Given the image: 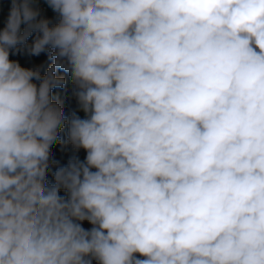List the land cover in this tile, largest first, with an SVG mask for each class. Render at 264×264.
Wrapping results in <instances>:
<instances>
[{"label":"clouds","instance_id":"9594fccd","mask_svg":"<svg viewBox=\"0 0 264 264\" xmlns=\"http://www.w3.org/2000/svg\"><path fill=\"white\" fill-rule=\"evenodd\" d=\"M33 3L0 30V264H264V0ZM66 123L86 157L50 184Z\"/></svg>","mask_w":264,"mask_h":264},{"label":"trees","instance_id":"16d2710c","mask_svg":"<svg viewBox=\"0 0 264 264\" xmlns=\"http://www.w3.org/2000/svg\"><path fill=\"white\" fill-rule=\"evenodd\" d=\"M10 8L11 0H0V30H2L6 24ZM47 10H49L53 13L54 16H56L54 23H52V25L50 24V26H54L59 22L58 14L53 12L52 9L47 8ZM24 27L25 25L22 24L21 31H23ZM36 35L37 33L33 32L32 35L29 36L27 45L30 46L33 43ZM19 48V51H10L9 59L18 62L21 67L38 70L40 72L41 77L45 76L48 70L55 63V57L53 56L54 50L52 49L46 50L39 56H34L30 54L26 46L21 45L19 46ZM54 74L58 77H63L65 80V84L63 87H56L52 89L51 96L53 103L59 101V103L56 104H58L62 108L63 115L66 118L70 117L73 112H75L80 118H83L80 115V107L77 98L74 95L75 86L71 81L70 73L64 70L63 68H56ZM33 82L37 85H39L40 83V81L37 80H33ZM67 137L68 124L66 123L64 128L61 129L59 132V138L62 142L54 144L50 150V167L48 170V175L46 177L47 181L50 184L55 183L53 173L59 167L66 166L69 160L73 159L74 157L78 158L80 161H84L86 157V152L83 149H75L73 145L68 142ZM60 195L66 196V193L61 190ZM82 226L89 229L92 227V225H90L87 221L83 222Z\"/></svg>","mask_w":264,"mask_h":264},{"label":"built area","instance_id":"2783aa9c","mask_svg":"<svg viewBox=\"0 0 264 264\" xmlns=\"http://www.w3.org/2000/svg\"><path fill=\"white\" fill-rule=\"evenodd\" d=\"M34 5L36 9L39 11V19H47L50 21V24L54 23L55 17L52 12L47 10L44 0H34Z\"/></svg>","mask_w":264,"mask_h":264},{"label":"rangeland","instance_id":"374dc122","mask_svg":"<svg viewBox=\"0 0 264 264\" xmlns=\"http://www.w3.org/2000/svg\"><path fill=\"white\" fill-rule=\"evenodd\" d=\"M44 3H45V5H46V7H47L48 9H51V8L48 6V4H47V0H44ZM33 7L36 8L34 4H33ZM56 103H59V101L56 102ZM79 107H80V106H79ZM80 115H81L83 118H85V113H84L81 109H80Z\"/></svg>","mask_w":264,"mask_h":264},{"label":"crops","instance_id":"0c3cea01","mask_svg":"<svg viewBox=\"0 0 264 264\" xmlns=\"http://www.w3.org/2000/svg\"><path fill=\"white\" fill-rule=\"evenodd\" d=\"M85 228V227H84ZM85 229H89V228H85Z\"/></svg>","mask_w":264,"mask_h":264}]
</instances>
